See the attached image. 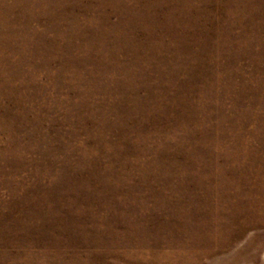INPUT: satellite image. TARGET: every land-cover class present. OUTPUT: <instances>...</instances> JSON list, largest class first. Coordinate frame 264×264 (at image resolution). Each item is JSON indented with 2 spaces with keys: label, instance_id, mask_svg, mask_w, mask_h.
Returning <instances> with one entry per match:
<instances>
[{
  "label": "rangeland",
  "instance_id": "374dc122",
  "mask_svg": "<svg viewBox=\"0 0 264 264\" xmlns=\"http://www.w3.org/2000/svg\"><path fill=\"white\" fill-rule=\"evenodd\" d=\"M257 172L264 0H0V264H264Z\"/></svg>",
  "mask_w": 264,
  "mask_h": 264
},
{
  "label": "bare ground",
  "instance_id": "6f19581e",
  "mask_svg": "<svg viewBox=\"0 0 264 264\" xmlns=\"http://www.w3.org/2000/svg\"><path fill=\"white\" fill-rule=\"evenodd\" d=\"M257 174H258V176H261L262 175V178H264V172H262V174L260 173V172H257ZM246 175H248V174H246ZM264 180V179H263ZM261 206H264V205H261ZM260 205H258L257 207H256V210H259V212H264L263 210H264V207H261ZM249 207V206H248ZM242 209H243V207H242ZM241 209V210H242ZM254 210V209H253ZM252 210V211H253ZM243 211V210H242ZM258 212V213H259ZM256 213H257V211H256ZM227 218V217H226ZM253 218V217H252Z\"/></svg>",
  "mask_w": 264,
  "mask_h": 264
}]
</instances>
